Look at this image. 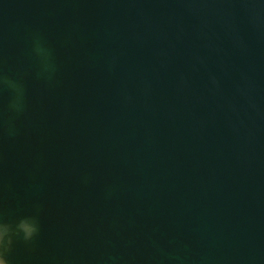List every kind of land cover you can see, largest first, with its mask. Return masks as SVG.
<instances>
[{
	"label": "water",
	"instance_id": "obj_1",
	"mask_svg": "<svg viewBox=\"0 0 264 264\" xmlns=\"http://www.w3.org/2000/svg\"><path fill=\"white\" fill-rule=\"evenodd\" d=\"M0 224L8 264H264V0H0Z\"/></svg>",
	"mask_w": 264,
	"mask_h": 264
},
{
	"label": "clouds",
	"instance_id": "obj_2",
	"mask_svg": "<svg viewBox=\"0 0 264 264\" xmlns=\"http://www.w3.org/2000/svg\"><path fill=\"white\" fill-rule=\"evenodd\" d=\"M16 235L19 233H23V238L25 240H29L36 233L37 227L34 221L29 219H22L19 224L16 226ZM11 226L7 224H0V246H2L3 250H8V247L12 243L11 239ZM0 264H8L7 260L3 258V252L0 251Z\"/></svg>",
	"mask_w": 264,
	"mask_h": 264
}]
</instances>
